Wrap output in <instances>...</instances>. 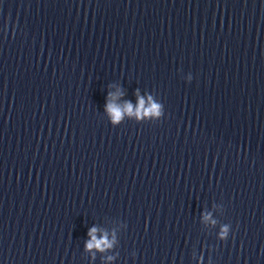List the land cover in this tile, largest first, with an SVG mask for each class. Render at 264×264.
<instances>
[{"label":"clouds","instance_id":"9594fccd","mask_svg":"<svg viewBox=\"0 0 264 264\" xmlns=\"http://www.w3.org/2000/svg\"><path fill=\"white\" fill-rule=\"evenodd\" d=\"M118 95L119 93L113 95V102L107 104L106 106V110L112 117L113 122H119L125 114H134L138 118L153 115L159 116L161 114V105L154 102L151 96L148 97L147 101L143 97L138 96V103L136 106H133L130 102H126L123 106H121L115 103V99ZM209 218V216H205V220H208ZM213 223H215V221H213ZM96 232V228H92L89 231V236L91 237V239L86 244L87 249H97L103 251L107 248H110L113 241H110L108 239L107 234H104L100 238H97Z\"/></svg>","mask_w":264,"mask_h":264}]
</instances>
